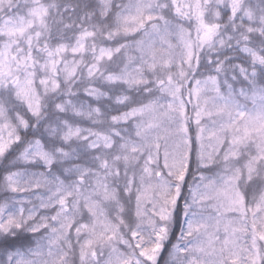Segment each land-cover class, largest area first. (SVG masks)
<instances>
[{
  "label": "snow or ice",
  "instance_id": "obj_1",
  "mask_svg": "<svg viewBox=\"0 0 264 264\" xmlns=\"http://www.w3.org/2000/svg\"><path fill=\"white\" fill-rule=\"evenodd\" d=\"M0 264H264V0H0Z\"/></svg>",
  "mask_w": 264,
  "mask_h": 264
}]
</instances>
